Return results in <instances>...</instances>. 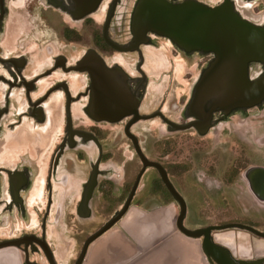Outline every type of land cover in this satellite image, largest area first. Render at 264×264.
<instances>
[{"label":"flooded vegetation","instance_id":"obj_1","mask_svg":"<svg viewBox=\"0 0 264 264\" xmlns=\"http://www.w3.org/2000/svg\"><path fill=\"white\" fill-rule=\"evenodd\" d=\"M140 1L0 0V264H189L202 237L180 214L184 228L219 225L210 238L236 264H264V148L251 147L264 144V97L195 105L214 55L137 31ZM229 1L264 26V0ZM166 51L203 63L168 103L157 95ZM245 73L264 80V62ZM207 190L209 201L192 198ZM209 202L216 221L193 222L192 206Z\"/></svg>","mask_w":264,"mask_h":264},{"label":"water","instance_id":"obj_2","mask_svg":"<svg viewBox=\"0 0 264 264\" xmlns=\"http://www.w3.org/2000/svg\"><path fill=\"white\" fill-rule=\"evenodd\" d=\"M136 25L139 26L137 31L142 33L149 28L154 29L182 47L203 49L214 55L196 85L195 105L211 110L222 103V95L227 96L232 105L246 99V103L256 104L264 97V80L249 82L245 73L248 60L259 59L264 62V26L254 25L243 18L233 8L231 1L212 5L194 0L182 3L141 0L139 12L133 18V26ZM98 97L99 103H102L103 95L98 94ZM237 97L241 98L240 101L236 100ZM177 223L190 237H202L199 248L195 246L194 250L193 258L197 259V264L220 261V253L224 254L225 264H236L229 249L210 238V229L219 228V225L212 224L202 229L184 228L181 214Z\"/></svg>","mask_w":264,"mask_h":264},{"label":"rangeland","instance_id":"obj_3","mask_svg":"<svg viewBox=\"0 0 264 264\" xmlns=\"http://www.w3.org/2000/svg\"><path fill=\"white\" fill-rule=\"evenodd\" d=\"M166 53L168 58L170 59L169 62L164 64V62L161 60V57L159 58L160 60L157 61V63L159 64V75L157 78V95L162 102L166 100L168 103L175 102L178 97L185 95V92H187L189 89L193 76L198 73L203 63L194 61L186 63L181 62L180 60L176 61V59L175 61H172L171 54L168 51H166ZM257 119L258 116L255 117V125L258 124ZM142 144L145 145V143ZM251 147L255 152H258L264 148V144L254 142L253 146L251 145ZM194 187L195 185L191 186L193 190ZM192 198H198L202 202L203 199H207L209 201L210 198H214V193H210L209 190H207L206 192H201L200 195H198L196 192H192ZM198 211L200 213V216H202L200 218L197 217ZM192 212L196 214V220H194L193 222L211 223L216 221L215 206L213 202L204 204V206L203 204L201 206L193 205Z\"/></svg>","mask_w":264,"mask_h":264},{"label":"bare ground","instance_id":"obj_4","mask_svg":"<svg viewBox=\"0 0 264 264\" xmlns=\"http://www.w3.org/2000/svg\"><path fill=\"white\" fill-rule=\"evenodd\" d=\"M216 239H218V240H222V241H228V242H231V240H232V236L231 235H228V236H224V235H221V234H216L215 236H214ZM242 246V245H241ZM9 255V252H4V251H1L0 252V257H2V256H5V255Z\"/></svg>","mask_w":264,"mask_h":264},{"label":"crops","instance_id":"obj_5","mask_svg":"<svg viewBox=\"0 0 264 264\" xmlns=\"http://www.w3.org/2000/svg\"><path fill=\"white\" fill-rule=\"evenodd\" d=\"M180 259H181V258H180ZM196 261H197V259H196V258H192V257L190 256V254H189V264H197ZM182 263H183V261H182V259H181L180 264H182ZM177 264H179V262H178Z\"/></svg>","mask_w":264,"mask_h":264}]
</instances>
